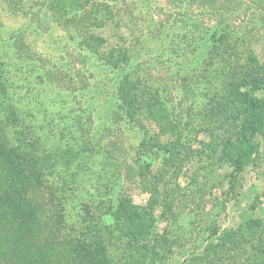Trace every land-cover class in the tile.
<instances>
[{
    "label": "trees",
    "instance_id": "1",
    "mask_svg": "<svg viewBox=\"0 0 264 264\" xmlns=\"http://www.w3.org/2000/svg\"><path fill=\"white\" fill-rule=\"evenodd\" d=\"M111 1L115 5H108ZM165 1L173 9L185 4L191 11L199 10L198 16H190L188 13L167 15L164 9L160 11L167 17L161 16L159 21L153 19V30L157 33L153 35V43L163 45L157 51L158 55L175 58L193 55L179 60L188 66L183 67L185 73L182 74V80L187 84H181L187 97H181L175 103L170 97L171 87L159 89L158 86L153 89L151 110L150 100L144 105L146 93L141 97L138 93L131 96L125 93L126 71L120 61H115L113 70L122 71V79L110 99L114 108L102 120L111 128H116L115 116L119 120L127 116L131 124H138L128 113L130 107L138 106L149 115L153 111V120L161 127L162 135L155 137L144 131L139 143L128 142L132 145L126 155L116 139L108 138L106 150L88 135L85 144L77 147L79 158L95 159V154L100 153L102 164L111 166L104 173H112L114 180L105 182L103 172L99 173L95 192H88L91 202L81 200L78 203L81 212L76 219L67 208L71 206V194L77 187L68 171L55 169L58 161L49 156V149H46L49 143H43L42 136L35 131L43 128L34 122L26 126L16 117L13 124L23 131L15 130L11 137L6 136L0 120V264H150V261L156 264L153 261L157 260L165 264L160 255L163 257L171 244L183 247L191 243L196 247L204 238L217 237L219 229L206 233L198 226L207 210L208 186L210 182L213 184L209 178L216 168L228 164L232 171L227 182L233 189L240 175L255 162L259 152L256 138L261 134L264 136V73L262 69L257 71L242 65L240 55H245L251 48L246 40L240 38L234 44L230 43L236 28L232 22L237 18L235 10L243 7L244 0H224L219 9L216 6L219 0ZM27 2L31 11L40 7L34 16L43 17L45 26L57 23L68 29L73 25L77 27L75 31L79 33L81 47L91 53V58L101 50L106 52L109 42L100 40L95 31L113 22L117 0ZM142 4L149 8L151 3L143 0ZM11 8L17 10L18 1L12 0ZM177 29L186 30V35L198 30L200 35H176L174 38L171 33ZM160 34L168 36L167 47L164 46L166 40L163 44L159 39ZM243 48L245 51L242 52ZM226 49L227 52L221 54ZM216 55L230 56L219 58ZM91 58L89 62L93 66ZM203 67L206 71L200 72ZM241 68L242 77L238 78ZM52 76L51 71H47L44 77L51 79ZM203 83L205 86L201 89ZM258 92L262 95L257 96ZM83 131L89 133L84 128ZM120 131V127L117 128L116 132ZM205 132L213 137L209 144L206 137L200 139ZM163 135L174 137V140H169L168 145L163 144ZM50 139L56 142L53 136ZM197 142L201 146L200 153L195 146ZM226 149L228 153L224 155ZM218 150L222 151L221 155ZM195 159L197 165L200 161L207 162L204 169L199 166L194 171ZM203 171L206 173L201 180ZM183 178L187 180L185 184ZM126 181L131 183L129 186L133 184L147 194L145 204L136 203L123 190ZM115 184L117 186L113 188ZM120 185V192L113 196ZM214 188L218 186L212 185L211 190ZM159 209L160 218L165 221L161 231L156 216ZM114 236H119V245H123L116 261L111 259L108 247ZM196 249L191 252L190 264H199L201 260L194 254ZM123 251L124 254L127 252L125 257Z\"/></svg>",
    "mask_w": 264,
    "mask_h": 264
},
{
    "label": "rangeland",
    "instance_id": "2",
    "mask_svg": "<svg viewBox=\"0 0 264 264\" xmlns=\"http://www.w3.org/2000/svg\"><path fill=\"white\" fill-rule=\"evenodd\" d=\"M11 1L0 0V120L5 127L6 136L11 137L14 136L15 130L23 131L20 126L13 124L16 117L19 123L26 126L34 122L43 128L35 131L37 135L42 136L43 143H49L46 146L49 156L58 161L55 169L68 171L77 187L74 194H71V206L67 208L76 219L81 212L78 203L81 200L91 202L88 192H95V183L101 176L99 173L103 172L105 182L114 180L112 173H104V170L111 166L102 164L100 153L95 154V159L79 158L77 147L85 144L88 135L93 141L98 140L105 149L109 137L116 139L124 155L126 151L130 152L129 147L132 144L128 142L139 143V137L141 140L144 131H149L155 137L162 135L161 127L153 120V111H150L149 115L148 111L139 110L138 106L130 107L128 112L130 118L137 119L138 124H131L127 116L120 120L115 116L117 125L116 128H111L112 126L108 127L109 124L102 120L114 108L110 99L118 87L119 79H122V71L113 70L115 61H120L121 67L126 71L128 84L125 86V93L129 96L138 93L139 97L146 93L147 100H144V105L150 100L151 110L153 89L158 86L159 89L163 86L171 87L170 97L175 103L181 97H187L181 84H187L183 82L182 74L185 73L183 67L188 66L179 60L180 57L187 59L193 55H181L177 58L167 54L158 55L157 51L162 49L163 45L153 43V35L157 34L156 30H153V19L159 21L161 16L167 17L168 14L188 13L190 16H198L199 10L191 11L185 4L179 9H173L165 0H150L149 8L142 4L143 0H117V8H113V22L95 31L96 35L101 37L100 40L109 42L106 52L101 50L100 54L91 58V53L81 47L79 33L75 31L77 27L73 25L68 29V26L57 23L47 27L43 17L34 16L40 7L31 11L27 0H16L19 8L12 10ZM244 1L243 7L235 10L234 15L237 18H233L232 22L236 28L230 37V43L234 44L240 38L246 40L251 48L245 55H240L243 58L242 65H249L257 71L262 69L264 73V0ZM224 2L217 1V8H222ZM110 3L108 5H115L113 1ZM164 9L167 15L160 11ZM186 32L177 29L171 35L174 38L176 35H200L198 30L188 35ZM167 38L165 35L159 36L163 44L164 39L166 40L165 47ZM241 51H245L244 48ZM111 52L114 55H109ZM226 52L227 49L221 54ZM216 56L221 58L230 55ZM90 58L93 60V66L89 62ZM47 71L53 74L51 79L44 77ZM199 71L205 72L206 69L203 67ZM242 73L241 68L238 78L242 77ZM204 86L203 83L201 89ZM261 95L262 92L257 93V96ZM119 127L121 131L116 132ZM83 128L89 133L84 132ZM51 136L56 142L51 141ZM201 137V140L206 137L208 144L213 138L207 132ZM169 140H174V137H161L163 144L168 145ZM256 142L259 144V152L255 162L240 175L235 188H229L227 182L228 174L232 171L228 164L223 168H216L215 174L209 178L213 180V184L210 182L208 186L209 192L205 198L207 210L198 226H202L206 233L219 229L217 237L210 240L204 238L196 247L191 243L183 247L171 244L170 250H165L163 257L160 255L165 259V264H190L191 252L195 248L197 249L194 254L201 257L199 264H264V136H258ZM195 146L200 153L199 143ZM89 147L93 146L90 144ZM42 148L44 149V146ZM227 153L228 149L224 151V155ZM219 154L221 155L222 151H219ZM193 163L195 171L199 166L204 169L207 162L200 161V165H197L195 159ZM205 173L206 171L202 172L201 180ZM186 182L183 178V183ZM130 184L126 181L122 186L123 190H126L136 203L145 204L148 200L147 194L133 184L129 186ZM212 185L218 188L212 191ZM115 186L117 184L113 188ZM122 187H117L113 196L116 197ZM160 214L159 209L156 212L159 230L165 226ZM119 242V236H114L108 245L113 261L121 256L123 245H119ZM126 254L127 252L124 254L123 251L124 257ZM159 261L153 263L161 264Z\"/></svg>",
    "mask_w": 264,
    "mask_h": 264
}]
</instances>
